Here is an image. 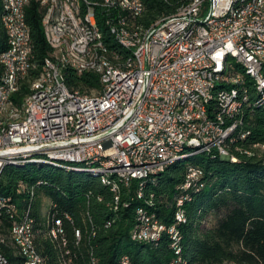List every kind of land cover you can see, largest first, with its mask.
<instances>
[{
	"label": "trees",
	"instance_id": "obj_1",
	"mask_svg": "<svg viewBox=\"0 0 264 264\" xmlns=\"http://www.w3.org/2000/svg\"><path fill=\"white\" fill-rule=\"evenodd\" d=\"M143 1L144 13L135 22L148 28L161 17L173 14L186 0ZM25 10L35 69L32 68L20 81L19 90L12 96L19 107L30 91V83L42 72L46 57L52 55V47L44 35L42 7L36 0H31ZM98 23L110 52L129 55L130 52L118 45L108 32L107 18L99 16ZM6 38L0 20V51L7 48ZM238 69L241 67H235V70ZM63 73L70 89L84 93H91L93 89L99 92L101 89L99 76L95 73L78 74L68 68ZM2 74L3 66L0 64V80ZM244 82L249 95L243 104L242 130L248 134L244 138L237 136L227 145L236 160H222L216 151L204 153L201 159L188 164L181 160L149 180L144 190L145 198L149 199L152 195L154 208L161 220L170 223L188 166H198L203 170V186L199 191H191L192 199L184 205L187 222L181 229L184 255L189 264H264V153L260 154L261 148H264V106L250 105L256 89L246 75ZM136 189L137 181H133L128 195L124 193L122 198L131 201L130 207L124 208L120 204L119 210L113 212L110 205L114 195L109 187L86 173L41 163L7 166L0 178V196L8 199L7 207L0 213V236L9 235L14 221L20 220L23 211L30 206L35 219L38 251L44 256L46 264H61L56 243L44 235L49 218L53 214L69 213L76 225L83 226L89 213L97 225L96 235L91 240L84 239L78 246H74L72 241L69 243L73 254L70 264H90V249H93L99 264H117L123 254H129L140 264H168L172 252L166 238L158 244L130 240L135 208L145 201L135 197ZM8 207L17 208L14 217L8 213ZM110 219L114 220L112 225L105 227ZM68 237L71 238V233ZM0 251L10 264H24L25 258L21 257L12 242L10 245L2 239Z\"/></svg>",
	"mask_w": 264,
	"mask_h": 264
},
{
	"label": "bare ground",
	"instance_id": "obj_2",
	"mask_svg": "<svg viewBox=\"0 0 264 264\" xmlns=\"http://www.w3.org/2000/svg\"><path fill=\"white\" fill-rule=\"evenodd\" d=\"M31 0H23L20 6V22L23 30L26 33L28 42V52L26 55V63L23 64V74L21 63H16L15 60H0L3 66L2 78L8 84H15V87L9 88L7 100L4 105L0 107V134H3V129L11 125L15 117V112H18L20 120H28L29 112L31 110V94L35 91L49 92L51 86L56 83V73L59 78V85L62 92H65L69 97L75 100L95 101L106 98L107 96V83H101V89L96 94H88L78 89H70L65 83L63 71L68 68L73 70V62L85 63V70L97 71L99 79L111 78V75H130L139 71L140 69V54L138 47L147 45L152 29L159 27L164 21H179L188 14V10H196L201 5L202 0H186L180 5L177 10L170 15H166L158 19L153 25L148 28L137 24L136 18L144 13L145 5L143 0H135L137 6L130 9L128 5H134V0H112L109 2L110 18H107V10L104 5L89 4V0H67L68 10L76 21L81 31H88L92 39H99L100 42H94L88 45V51L78 48L73 44V33H76V26L72 24L71 19H63L62 0L43 1L36 0L43 9V29L44 35L48 44L52 47V55L46 57L43 70L40 75L30 83V91L27 93L21 106H17L12 100V96L19 90L20 81L25 78L29 71L35 69V64L32 56V44L30 29L26 21V6ZM248 0H232L231 5L225 8V16L227 20H234L235 24H244V17H240L241 12L245 8V2ZM0 20L6 33L7 48L13 42V32L9 28L11 25L10 15L12 10L15 9V0H0ZM106 17L108 20V32L113 37L114 41L130 52L127 56H120L113 52L111 53L107 47L104 33L98 23V17ZM112 18V20H111ZM254 19H264V9L262 11H254ZM57 29L56 26L61 24ZM192 31H199V29H212V21L205 18H197L191 20ZM122 34L123 37L120 35ZM262 39L264 40V32H262ZM129 42H134V46ZM6 48V49H7ZM262 49V42H254L248 44V52L250 56H255L259 59V75L249 65V60L246 57L239 56L238 49L227 48L223 49L219 58V65L211 68V66H202L200 68L201 76H208L209 78H224L231 75L233 66L241 67L235 70V73L241 75L244 79L245 75L248 76L253 82L256 89L255 98L250 101L252 106H264V51ZM4 55V50L0 51V57ZM105 59L107 63H105ZM232 60V61H231ZM51 63L53 64L54 72L51 70ZM132 63V64H129ZM234 92V93H233ZM231 99L224 100V118L217 121V128H225L231 126L229 130H225L219 137V145H213V139L209 134H199L197 142L194 140L182 139L180 136L165 137V132L151 131L145 135H140L136 141L132 142V149H137L138 152L144 154H151L156 148L162 150L175 151L178 154L168 157L165 166L158 171L149 172L147 175H137L133 177V181H137V189L135 197L137 199H144V204H140L135 208L133 219V234L135 236H142L145 229V222L152 219L158 213L155 210V204L150 198H145V187L149 180H153L157 175L163 173L167 167L178 161L188 159L195 154L213 153L216 151L220 157L230 156L227 149L228 143L235 140L237 136L241 138L246 137L248 132H244V120L242 118L243 104L248 99V88L244 81L238 83L233 82H216L208 85L206 94H198L197 87L186 88V98L195 99L200 101V108L211 109L214 104H219L224 95L232 94ZM5 96V87L3 81L0 80V98ZM249 101V100H248ZM181 100L173 101V110H180ZM220 146L222 152H220ZM212 149V150H211ZM128 162H136V151L127 150ZM233 161L236 160L232 157ZM108 163H117V156L111 152H100L99 154L84 155L75 157V155H66L65 153H53L45 147L35 148V151H30L26 155H20L19 152L9 153V161L0 163V178L4 169L9 165H24L26 163H41L49 164L60 167L66 171H75L79 173H86L91 177L98 179L102 184L109 187L114 198L110 205L113 212L119 210L115 208L119 202V195L121 199L123 194L128 195L130 189V181L127 179V171L125 168L109 166L108 169L91 168L101 167ZM198 173L196 178L192 180V185L188 188H181L175 203L176 208L174 211L173 220L170 223L162 222L161 230L156 232H149L139 239L131 236L132 242L142 244H158L160 240L166 238L169 242L170 249L173 248L174 257L177 259L178 264H189L184 255L183 241L184 235L182 232V225L187 222V215L184 211V205L187 201L192 199L191 191H199L203 186V170L198 166L190 165L186 170L185 180L183 183H190V174ZM119 191V193H118ZM33 194V192L31 191ZM130 196V195H129ZM128 197V196H127ZM134 197V198H135ZM147 197V196H146ZM130 199H133L130 198ZM8 199L0 196V213L7 207ZM120 204L124 208H129L131 201L127 198L120 200ZM55 206V205H54ZM25 209V208H24ZM23 209V210H24ZM10 216L15 214V208L8 207ZM85 212V211H84ZM83 212V213H84ZM20 215V214H19ZM23 226L22 237L17 231L10 230V239L16 247L21 257L25 258L24 264H46V260L41 252L38 251L35 243V219L31 215L30 206L23 211ZM73 216V215H72ZM70 215V227H75L73 230H65L61 232V224L68 223V213L53 214L48 222L46 234L51 241L56 243L60 251L61 264L72 263V250L67 246L72 241L74 246H78L84 239L91 240L95 237L97 232V225L94 223L89 213L86 214V219L83 226L76 225ZM113 219L107 220L104 224L105 227H110ZM82 225V224H81ZM103 226V225H102ZM45 229V228H44ZM40 230V229H39ZM71 233V238L68 237ZM37 238V237H36ZM1 241V240H0ZM174 243V244H173ZM29 251V255H28ZM73 255V254H72ZM129 254H123L119 257L117 264H123L124 258ZM0 257L3 258L6 264L9 263L8 259L0 251ZM174 257L168 264H174ZM90 264H99L98 258L95 256L93 249H90ZM76 263V262H75ZM10 264V263H9ZM133 264H140L133 260Z\"/></svg>",
	"mask_w": 264,
	"mask_h": 264
},
{
	"label": "built area",
	"instance_id": "obj_3",
	"mask_svg": "<svg viewBox=\"0 0 264 264\" xmlns=\"http://www.w3.org/2000/svg\"><path fill=\"white\" fill-rule=\"evenodd\" d=\"M22 2L23 0H15V9L7 15L11 18L9 28L13 32V42L4 49L0 60H15L16 63H21L23 74L28 42L20 22ZM109 2L112 0H89V4H93L94 8L95 5H104L107 18H110V11H113L109 10ZM231 3L232 0H202L198 9L188 10L185 18L179 21L163 19L159 27L151 30L147 45L138 47V72L130 75H111V78L100 80L107 83L106 98L95 101L75 100L62 92L56 73V83L51 86L49 92L38 90L31 94L28 120H20L18 112H15L11 125L3 129V134H0V163L9 161L11 152L26 155L38 147L75 157L111 152L117 156V163L106 161L105 166L91 168H125L131 187L133 177L158 171L165 166L168 157L178 154L161 148H156L151 154L132 149V142L140 135L159 131L165 132L167 138L180 136L182 139L197 142L199 134H209L213 145H219L221 133L234 125L217 128V121L224 118V100L231 99L234 92L224 95L221 102L214 104L211 109H202L197 97L186 98V88L197 87L198 94H206L208 85L213 83L244 81L240 74L235 73V66L232 74L224 78L200 75L202 66H218L221 51L227 48L238 49L239 56L248 58L249 65L259 75L260 61L249 55L248 44L262 42V49L259 51H264V19H254V11L264 9V0L245 2V8L240 15L244 17V24H235V19H226L225 8ZM128 6L133 9L137 2L134 0V5ZM62 8V20L71 19L72 24L76 26V33H73L74 45L87 52L88 45L100 42L99 39H92L88 31H81L68 10L67 0H62ZM197 18L210 19L212 29L192 31L191 20ZM60 25L62 23L56 26V29ZM129 43L134 46V42ZM51 70L54 72L52 63ZM73 70L78 74L99 72V69L85 70V63L82 62H73ZM1 80L5 87V96L0 98V107L7 100L9 88L15 87V84L6 83L2 77ZM174 100H181L180 110H173ZM127 150L136 151V162H128ZM220 152L224 153L221 146ZM197 175L200 174H190V183H183L179 189L190 187ZM120 200L122 199L119 195L115 208H120ZM70 220L68 213V223L61 224V232L75 228L70 227ZM162 222L159 215H155L145 222L142 236H135L133 228H130L129 235L139 239L149 232L161 230ZM23 228L25 227L22 215L20 220L14 221L11 229L22 237ZM69 240L71 239H65L68 250ZM171 252L174 257L173 248ZM70 254L73 259L71 252ZM0 263H5L1 257ZM123 264H133L132 257L127 255ZM174 264H178L175 257Z\"/></svg>",
	"mask_w": 264,
	"mask_h": 264
},
{
	"label": "rangeland",
	"instance_id": "obj_4",
	"mask_svg": "<svg viewBox=\"0 0 264 264\" xmlns=\"http://www.w3.org/2000/svg\"><path fill=\"white\" fill-rule=\"evenodd\" d=\"M231 61H232V60H231ZM97 92H98V90L93 89V90H91V93H88V94H96ZM263 153H264V148H261V150H260V154H263ZM202 156H203L202 154H195V155L189 157V159H187V160L184 159V163H185V164H188V163H190V162L193 161V160H199V159L202 158ZM9 166H21V165H9ZM15 212H17V208H15ZM0 238H1V240H2V239H5V240L8 241L9 244L11 245V242H12V241H10V240H11V239H10V232H9V235H8V234H1ZM12 244H13V243H12ZM131 248L134 249L135 246H131Z\"/></svg>",
	"mask_w": 264,
	"mask_h": 264
},
{
	"label": "water",
	"instance_id": "obj_5",
	"mask_svg": "<svg viewBox=\"0 0 264 264\" xmlns=\"http://www.w3.org/2000/svg\"><path fill=\"white\" fill-rule=\"evenodd\" d=\"M232 157H234V156H232V155H230V156H224V157H221V159L222 160H225V161H233Z\"/></svg>",
	"mask_w": 264,
	"mask_h": 264
}]
</instances>
